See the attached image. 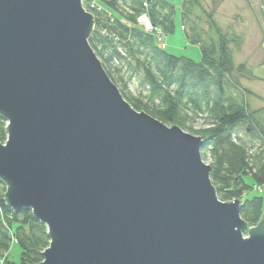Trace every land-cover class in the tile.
<instances>
[{
	"label": "water",
	"instance_id": "obj_1",
	"mask_svg": "<svg viewBox=\"0 0 264 264\" xmlns=\"http://www.w3.org/2000/svg\"><path fill=\"white\" fill-rule=\"evenodd\" d=\"M81 1L0 0V181L47 229L39 264H264V212L248 228L204 140L122 98Z\"/></svg>",
	"mask_w": 264,
	"mask_h": 264
},
{
	"label": "trees",
	"instance_id": "obj_2",
	"mask_svg": "<svg viewBox=\"0 0 264 264\" xmlns=\"http://www.w3.org/2000/svg\"><path fill=\"white\" fill-rule=\"evenodd\" d=\"M97 2L111 12L83 2L93 17L88 43L110 81L135 111L167 127L192 132L194 123L202 121L195 135L204 140L201 154L210 161V180L217 197L223 203L242 200L240 218L248 228L255 227L261 221L263 199L243 198L253 189L244 178L250 177L253 186L264 185V123L248 110L240 95L246 91L236 75H243L245 68L233 64L239 36L220 28L210 12L205 13L206 28H201L192 19L187 5L190 0H183L182 28L187 42L200 49L196 63L158 49L153 36L136 23L140 14L147 13L153 26L167 35L173 33L172 4L163 0ZM128 85L136 87L134 94ZM240 129L243 136L237 133ZM6 139L7 122L0 116V144ZM5 191L0 181V264H39L49 246L47 229L30 210H10L4 201ZM14 242L20 248L19 263L9 258Z\"/></svg>",
	"mask_w": 264,
	"mask_h": 264
},
{
	"label": "rangeland",
	"instance_id": "obj_3",
	"mask_svg": "<svg viewBox=\"0 0 264 264\" xmlns=\"http://www.w3.org/2000/svg\"><path fill=\"white\" fill-rule=\"evenodd\" d=\"M87 1L91 8L95 6L98 9H105L98 4L97 0H82ZM174 6V32L165 34L161 28L155 27L149 21L150 29L144 23L150 17L147 13H142L138 16L136 23L141 27L145 34L152 35L158 49H164L169 55L187 58L193 62L200 61V49L198 46L190 45L187 42L184 30L182 28V4L183 0H163ZM190 0L187 4L192 13V19L199 23L203 29L206 28L207 17L205 13H212L213 21L223 30L230 29L240 38V45L233 51V64L237 68L243 65L245 72L243 75H236L239 84L246 93H241V97L246 102L249 111H254V114L264 123V0ZM147 9L146 4L143 5ZM86 12V10H85ZM88 13V12H86ZM90 14V13H89ZM91 15V14H90ZM93 31V28H92ZM159 37H161L159 39ZM130 86V85H128ZM130 92L134 94L136 87L130 86ZM129 87V88H130ZM117 88V87H116ZM118 89V88H117ZM123 98V97H122ZM201 120L198 119L192 128V132L183 131L193 137H198L195 132L201 129ZM178 127V126H177ZM239 136H243V131H237ZM202 157V154H201ZM203 162L208 165L209 159L202 157ZM244 182L253 187V189L244 194L243 198L248 200L253 197H261L263 199L262 211L264 212V185L261 187L253 186V181L250 177H245ZM242 201V200H241ZM245 237V235H244ZM9 258L14 263H19L20 248L14 242L9 251Z\"/></svg>",
	"mask_w": 264,
	"mask_h": 264
},
{
	"label": "built area",
	"instance_id": "obj_4",
	"mask_svg": "<svg viewBox=\"0 0 264 264\" xmlns=\"http://www.w3.org/2000/svg\"><path fill=\"white\" fill-rule=\"evenodd\" d=\"M144 23L147 25V29H150V27H149V26H150V24H149L148 20H147V21H145ZM160 38H161V37H159V39H160Z\"/></svg>",
	"mask_w": 264,
	"mask_h": 264
},
{
	"label": "bare ground",
	"instance_id": "obj_5",
	"mask_svg": "<svg viewBox=\"0 0 264 264\" xmlns=\"http://www.w3.org/2000/svg\"><path fill=\"white\" fill-rule=\"evenodd\" d=\"M150 20L148 19V22H149Z\"/></svg>",
	"mask_w": 264,
	"mask_h": 264
}]
</instances>
